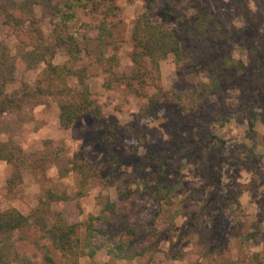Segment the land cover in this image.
Here are the masks:
<instances>
[{"label": "rangeland", "instance_id": "374dc122", "mask_svg": "<svg viewBox=\"0 0 264 264\" xmlns=\"http://www.w3.org/2000/svg\"><path fill=\"white\" fill-rule=\"evenodd\" d=\"M147 2L115 0L120 8L121 24L108 40H113L117 49L106 45L104 53L116 54L112 70L121 75H128L132 68L131 31ZM171 2L193 21L215 16L229 34L235 29L236 33L233 30L234 35L226 44L230 57L248 65L245 44L251 39L264 50V0ZM152 20L172 28L180 25L176 20L163 21L158 14ZM85 21L87 25H81ZM94 23V19L80 14L75 25L79 32L93 38ZM250 26L255 35L249 31ZM39 27L44 36L51 28L47 21H41ZM239 31L244 38L239 37ZM0 40L15 53L18 39L6 26H0ZM95 46L92 39L85 44L81 63L86 68L92 97L102 111L100 121L87 112L70 128L63 129L59 126L57 102L51 98L43 105L26 106L1 116L7 125L0 132V141L10 138L25 154L38 153L50 142L47 152L51 161L43 170L18 164L20 179L10 189L8 180L16 170L17 161L0 160V211L15 208L28 215L47 191L65 193L68 199L54 203L52 208L61 211L68 222L80 223L78 234L82 236L81 224L87 216L98 214L106 200L118 202L119 193L110 183L105 184V180L100 181L101 185L93 181L83 187L79 174L65 169L77 156V161L85 160L92 165L110 164L112 167L107 172L111 176L127 178L124 184L130 196L112 219L111 229L118 232L121 228H136L139 235L132 239L139 246H151L146 255L133 260H117L102 250L93 259L80 258L78 264H264V123L261 120L264 67L254 73L250 69L243 76L247 84L243 95L230 81L222 87L219 96L202 95L195 111L182 113L177 109L168 118L166 113L177 104L163 100L162 93L194 92L200 88V82L207 80L205 73L200 74L198 81L177 74L174 57L169 55L159 63L160 112L163 113L152 119L142 110L147 108L148 96L157 90L149 86L145 89L146 97H138L108 78L107 65L97 59ZM181 46L189 53L196 49L186 41H181ZM67 60L66 51L60 49L53 63L61 65ZM43 67L41 64L32 70H17L7 91L20 92L24 84L32 85ZM75 81L70 79L68 83L72 85ZM135 118L146 137L143 145L136 146L134 134L125 129L111 139L109 149L104 146L103 131L107 126L117 124L123 130ZM251 118H254L252 127ZM161 173L169 185L168 191L174 190L169 196L170 208L132 181L143 177L151 184ZM51 255L57 264H69L56 250L52 249ZM39 259L37 255L38 262Z\"/></svg>", "mask_w": 264, "mask_h": 264}, {"label": "trees", "instance_id": "16d2710c", "mask_svg": "<svg viewBox=\"0 0 264 264\" xmlns=\"http://www.w3.org/2000/svg\"><path fill=\"white\" fill-rule=\"evenodd\" d=\"M80 14L95 20L93 38L77 29L75 24ZM156 14L163 21L176 20L180 25L172 28L153 22L152 18ZM214 17L204 16L193 21L171 0H148L145 11L137 16L131 31L132 68L128 75H121L112 70L116 54L113 52L106 56L104 53L106 45H113V50L117 49L115 42L108 40L113 38L115 29L121 24L120 8L115 0H0V26L9 28L18 39L14 54L0 40V132L7 125L1 119L3 114L26 106L43 105L48 98L57 102L59 126L63 129L70 128L87 112H91L97 121L101 120V108L92 97L86 68L81 63V53L91 39L96 41L97 59L107 65L105 71L108 78L121 83L138 97H146L145 89L149 86L157 90L148 96L147 108L142 110L145 116L152 119H157L163 113L160 112L162 106L159 96L162 91L159 63L169 55L174 57L177 74L198 81L200 74L205 73L207 80L200 82V88L194 92L168 90L162 93L163 100L172 105L177 104V107L171 106L166 117L178 112L177 109L182 113L195 111L201 103L202 95L211 93L219 96L222 87L230 81L235 83L240 95H243L247 88L243 76L250 69L254 73L257 68L264 67V50L251 39L245 44L249 53L248 65L230 57L226 44L236 33L235 29L234 33L232 30L229 34ZM41 21H47L51 27L46 36L39 27ZM87 23L85 21L81 25ZM250 30L255 35L252 26ZM240 34L241 31L238 35L244 38ZM181 41L193 43L195 51L189 53L183 49ZM60 49L66 51L68 60L61 65L54 64L53 58ZM41 64L44 67L32 85L24 84L20 92L7 91L17 70H32ZM70 79H75V84H69ZM261 120L264 123V114ZM253 123L254 118H251V127ZM124 127L122 130L115 124L105 128L103 144L106 148L109 149L111 139H115L125 129L134 134L136 146L143 145L146 137L138 118ZM45 145L44 150L38 153L25 154L10 138L0 141V160L17 161L14 165L16 170L8 180L10 189L20 179L18 164H26L33 170L46 169L47 163L51 161V155L48 157L47 152L50 142ZM69 165L66 171L78 173L83 187L93 181L101 185L102 180L114 186L119 193L118 202L106 200L98 214H89L81 224L84 229L82 236L78 234L80 223L68 222L61 211L52 208L54 203L68 199L65 193L47 191L28 215L15 208L0 211V264H57L51 255L52 249L59 252L69 264H78L82 257L93 259L102 250L107 256L126 261L142 257L150 251V244L139 246L132 239L139 235L136 228H121L118 232L111 229L112 219L123 209V201H127L130 196L124 184L127 178L111 176L107 172L112 167L110 164L99 162L92 165L85 160L77 161V156L69 161ZM159 165L163 168V161ZM163 174L151 184L143 180V177L132 181L154 200L170 208L169 196L174 190L168 191L169 185L162 179ZM37 255H40L39 262Z\"/></svg>", "mask_w": 264, "mask_h": 264}]
</instances>
